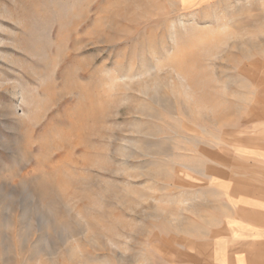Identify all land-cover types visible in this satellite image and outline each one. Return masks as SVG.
<instances>
[{
  "label": "rangeland",
  "instance_id": "rangeland-1",
  "mask_svg": "<svg viewBox=\"0 0 264 264\" xmlns=\"http://www.w3.org/2000/svg\"><path fill=\"white\" fill-rule=\"evenodd\" d=\"M259 146L264 0H0V264H188Z\"/></svg>",
  "mask_w": 264,
  "mask_h": 264
},
{
  "label": "crops",
  "instance_id": "crops-1",
  "mask_svg": "<svg viewBox=\"0 0 264 264\" xmlns=\"http://www.w3.org/2000/svg\"><path fill=\"white\" fill-rule=\"evenodd\" d=\"M253 152L216 177L224 201L221 226L188 264H264V147Z\"/></svg>",
  "mask_w": 264,
  "mask_h": 264
}]
</instances>
